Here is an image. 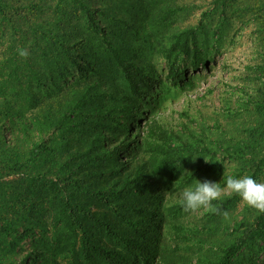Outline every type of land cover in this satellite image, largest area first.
<instances>
[{"label":"trees","instance_id":"trees-1","mask_svg":"<svg viewBox=\"0 0 264 264\" xmlns=\"http://www.w3.org/2000/svg\"><path fill=\"white\" fill-rule=\"evenodd\" d=\"M185 9L180 0H0V264L168 261L161 230L172 220L173 234L186 235V185L227 161L239 177L264 172V0H212L215 31L179 25ZM234 24L253 25L259 58L248 66L256 92L238 103L243 130L216 124L215 135L198 119L179 134L165 128L158 112L176 85H197L181 60L209 70V51ZM240 200L213 202L229 220L199 219L204 232L233 222L209 264H256L264 250V213L233 220Z\"/></svg>","mask_w":264,"mask_h":264},{"label":"rangeland","instance_id":"rangeland-1","mask_svg":"<svg viewBox=\"0 0 264 264\" xmlns=\"http://www.w3.org/2000/svg\"><path fill=\"white\" fill-rule=\"evenodd\" d=\"M180 3L186 9L179 19V25L184 27L200 22L203 26L215 31L218 15H215V19L212 18L213 21H210L206 16L212 6V0H180ZM201 19H203L202 22ZM255 38L253 25L243 27L234 24L228 34H222L220 47L217 50L212 49L209 51V70L202 66L198 71H195L194 67L189 65V57L186 59L185 64L181 60V65L186 68L188 75L195 74L197 85L187 92L176 85L173 100L167 102L158 112L162 125L165 128L170 127L169 130L179 134L178 130L181 128L180 124L182 122L188 125H196L192 122V119H198L197 122L203 121L210 125L211 131L215 135L219 132L216 124L229 126V129L238 128L239 131L243 130L246 115H243L244 112L241 115L242 112L238 109V103L244 91H248L250 94L256 92L255 76L253 70L248 67L257 63L259 59ZM228 107H232L235 112L230 113ZM230 116L232 117L229 118ZM226 163L225 165L222 164L220 168L215 166L212 169L213 172H216V176L201 175L200 180L198 178L193 184L186 185L184 188L194 186L197 180L201 182L210 180L220 183L223 188L228 175L240 178L248 174V172H245L240 177L236 176L235 173H237L236 169L239 164L228 161ZM257 182L264 183V172L259 175ZM245 207L248 206L240 200L237 209L232 213V219H240L245 213L253 219L255 214L258 213L251 208L245 210ZM200 218H203V212L197 214L185 213V217L181 218V221L188 227V230L186 235L180 234L178 237L173 234L174 223L172 220L163 223L161 235L166 238L167 244L162 245V247L166 249L170 260L161 262L159 257L157 264H192V262L197 261L202 264H209L216 259L221 247L231 238L230 232L232 231L233 222L227 225L222 224L214 232H204L200 226L196 230ZM229 225H231L230 228ZM226 227H228V230ZM198 239H201V241L198 242ZM28 243L23 248L25 253L29 246ZM23 244L24 242L19 247ZM233 264L248 263H237V260H234ZM256 264H264V250L261 252Z\"/></svg>","mask_w":264,"mask_h":264},{"label":"clouds","instance_id":"clouds-1","mask_svg":"<svg viewBox=\"0 0 264 264\" xmlns=\"http://www.w3.org/2000/svg\"><path fill=\"white\" fill-rule=\"evenodd\" d=\"M17 52L21 59H28L30 56V52L26 48H19ZM232 195L239 196L249 208L258 213H264V183L257 182L249 175L240 178L228 175L223 188L220 183L197 180L194 186L182 190L180 205L185 213H211L222 215L224 220H229V213L222 211L221 207L213 202L221 200L224 196Z\"/></svg>","mask_w":264,"mask_h":264}]
</instances>
